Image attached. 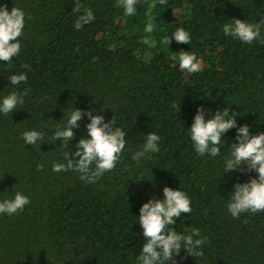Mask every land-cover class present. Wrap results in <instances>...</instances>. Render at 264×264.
I'll use <instances>...</instances> for the list:
<instances>
[{"label": "trees", "instance_id": "16d2710c", "mask_svg": "<svg viewBox=\"0 0 264 264\" xmlns=\"http://www.w3.org/2000/svg\"><path fill=\"white\" fill-rule=\"evenodd\" d=\"M79 2L76 12L74 0H0L25 13L19 54L0 61V101L12 92L24 100L0 113V201L16 192L30 200L18 214H0V264H137L146 242L139 210L162 199L165 186L185 192L192 208L169 227L198 228L204 240L203 256L181 249L169 264H264V212L233 218L227 208L234 185L258 173H223L237 128L264 132V24L251 44L225 36L223 25L264 20V0H138L133 16L119 0ZM85 8L95 20L76 30ZM152 17L154 31L145 32ZM177 28L189 32V45L175 41ZM180 51L195 54L201 71H181ZM13 74H26L27 83L10 84ZM201 106L206 120L225 107L238 113L216 157L198 155L188 132ZM72 108L114 118L126 133L116 167L95 183L52 170L87 136L84 115L68 148L53 140ZM31 130L44 139L26 145L22 133ZM151 132L160 151L137 163L132 154Z\"/></svg>", "mask_w": 264, "mask_h": 264}, {"label": "clouds", "instance_id": "9594fccd", "mask_svg": "<svg viewBox=\"0 0 264 264\" xmlns=\"http://www.w3.org/2000/svg\"><path fill=\"white\" fill-rule=\"evenodd\" d=\"M137 2L138 0H119V6L124 9L126 16H133L136 13ZM164 3L165 0H160V4ZM156 6L155 2L150 5L153 9ZM81 7L79 0H74L73 10L80 12ZM94 20L92 10L85 8L84 14L75 21L74 27L80 30ZM262 24L264 20L253 24L246 20L233 19L223 25V32L225 36L230 35L241 42L251 44L260 37ZM24 27L25 13L22 9L14 6L9 11L6 5H0V61L10 63L19 54L21 44L18 38L23 35ZM154 28L155 19L152 17L146 24L145 32L151 33ZM172 36L177 43L190 44L191 36L183 28H177ZM163 42L169 45L171 40L165 37ZM178 61L181 71H187L189 74L201 71V63L196 55L189 51H180ZM8 79L12 85L27 83L26 74H13ZM23 103V96L12 92L0 101V113L7 116L16 110L18 104ZM206 111L202 106L197 109L188 132L198 155L208 154L216 157L220 155L221 141H224L225 133L237 128L238 113H230L229 108L225 107L215 113H209L206 120ZM84 115L90 120L86 125L87 136L79 140L71 155L70 151L65 153L66 163H54L52 170L55 172L72 170L80 173V179L86 183H95L106 172L116 167L126 146V133L118 127H113L114 118L105 121L103 115H93L91 111L84 113L80 109L72 108L67 115L66 123L57 126L54 131L53 140L61 141V147L68 148L69 141L75 138L73 129L79 127L78 122ZM22 139L26 145H35L44 137L41 132L31 130L22 133ZM159 141L160 137L155 132L148 133L141 149L132 154V159L139 163L149 158V154L158 153ZM230 148L231 152L224 160L223 173L255 171L258 178L234 185V191L230 193L227 204L228 211L233 218H239L242 213L264 212V132L252 135L249 126L242 125L237 128L235 142ZM38 169L43 170V165H38ZM29 203L28 196L16 192L14 198L0 201V214L9 216L18 214ZM191 211V200L187 194L180 189L173 190L167 186L163 188L162 199L153 197L144 203L139 210L138 222L146 242L137 258V264H169L170 261H174V257L181 249L195 257L203 256L204 240L199 238L201 234L198 228L186 229L187 234H182L169 227L176 223V218Z\"/></svg>", "mask_w": 264, "mask_h": 264}]
</instances>
